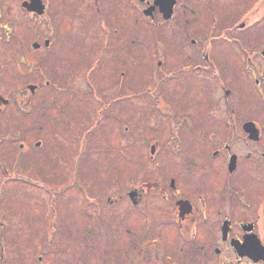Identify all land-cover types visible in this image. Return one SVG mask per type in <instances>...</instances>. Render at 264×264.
I'll list each match as a JSON object with an SVG mask.
<instances>
[{
  "label": "rangeland",
  "instance_id": "1",
  "mask_svg": "<svg viewBox=\"0 0 264 264\" xmlns=\"http://www.w3.org/2000/svg\"><path fill=\"white\" fill-rule=\"evenodd\" d=\"M45 1L47 12L37 18L20 0H0L7 7L0 27V96L7 100L0 102L2 264H165L167 255L174 264H200L180 250L169 180L193 196L201 177L181 167L168 115L189 111L207 129H226L223 90L192 70L205 65L199 55L208 40L213 69L244 92L239 112L263 118L252 75L248 86L240 72L245 58L218 38L232 23L239 27L237 16L252 0H178L167 23L126 0ZM215 2L221 22L213 29ZM233 34L248 48L264 47V25ZM214 164L204 180L213 199L224 176ZM247 185L259 199V182L250 177ZM250 214L237 210L234 217Z\"/></svg>",
  "mask_w": 264,
  "mask_h": 264
},
{
  "label": "flooded vegetation",
  "instance_id": "2",
  "mask_svg": "<svg viewBox=\"0 0 264 264\" xmlns=\"http://www.w3.org/2000/svg\"><path fill=\"white\" fill-rule=\"evenodd\" d=\"M24 2L27 3L23 5ZM39 2L42 5L40 13L28 10L26 4L29 5L30 0H20L19 4L30 15H36L38 18L46 14L48 8L45 0H39ZM125 3L151 20L160 14L166 23L174 19L179 4L178 0H173L171 15L169 18H164L160 11V7L164 4L156 3L155 0H126ZM211 6L215 9L211 16V26L215 29L218 25L215 26V22H221L220 17L216 15V9L219 8L216 2L211 3ZM6 11L7 7L0 5V27L3 21L7 20ZM236 21L235 26H239L238 28L232 23L229 27H225L229 31L223 32L218 38L230 48L236 44L241 56L245 58L240 72L249 78L248 86L250 75H252V82L261 103L260 110L264 112V47L248 48L243 37H235L233 34L234 30H242L243 35L250 34L255 28L264 25V0H252L250 4L245 5ZM45 41L49 43V40ZM190 41L195 44V40ZM211 43L212 41L205 40L201 45L199 58H203L205 65L195 63L197 65H193L192 70L205 80H214L216 86L223 90L218 99L221 98L227 110V113L223 115L226 129H207L206 124L202 122V116L189 111L182 114L172 112L168 115V121L173 120L176 123L168 127L167 132L176 143V151L182 155V161L179 162L181 167L187 171L186 173H190L192 169L199 171L201 177L198 182V191L193 196L182 194L176 185L175 178L171 177L169 180V187L175 197L176 227L183 245L180 250H185L184 258L191 257L193 260L196 258L195 260L200 264H223L226 261H234L237 264H263L264 259L260 256L262 248L264 255V115L263 118L259 116L252 118L247 113L239 112L237 103L244 92L239 90L236 82L232 80L226 82L219 69H213L215 45ZM207 58L210 59L206 60ZM257 60L260 61L261 66ZM236 78L243 77L239 78L237 73ZM243 80L237 83L245 86ZM163 102L168 108L170 107L168 100L163 99ZM89 133L90 128L82 134L84 144H87L86 137ZM155 149V145L151 144L150 153L153 154ZM198 153H201L200 156L197 155ZM251 156H254L253 161L248 163L247 158ZM215 162L218 163V170L222 168L224 176L213 199L205 191L207 187L204 180L213 173L216 168ZM77 164L76 162L75 166ZM250 177L259 182L260 190L257 192L259 199L253 196L247 185ZM147 182L141 184L147 186ZM226 204H229L233 211H224ZM237 210L251 211L250 216L253 219L235 218L234 213ZM185 234L186 237L183 238ZM218 242L220 246L217 245ZM152 244L156 249L157 243ZM149 252L150 260L155 263L158 251L152 249ZM164 259L165 264H174L169 255ZM161 260L164 263L163 259Z\"/></svg>",
  "mask_w": 264,
  "mask_h": 264
},
{
  "label": "water",
  "instance_id": "3",
  "mask_svg": "<svg viewBox=\"0 0 264 264\" xmlns=\"http://www.w3.org/2000/svg\"><path fill=\"white\" fill-rule=\"evenodd\" d=\"M30 4H26V7L28 8V10H35L37 12H41V7L42 5L40 4L39 0H30ZM156 3H159V4H164L163 7H160V11L163 13V17L164 18H169L170 15H171V12H172V4H173V0H155ZM27 3V2H24L23 5ZM147 13V11H144ZM45 45L48 44V41H45L44 42ZM32 46L34 48H38L39 47V44L38 43H33ZM28 89L33 92L34 89H35V85H28ZM0 102H2L3 104H6L7 103V100L6 99H3L1 96H0ZM38 144V143H37ZM261 259H264V255H263V248L261 250V256H260Z\"/></svg>",
  "mask_w": 264,
  "mask_h": 264
}]
</instances>
